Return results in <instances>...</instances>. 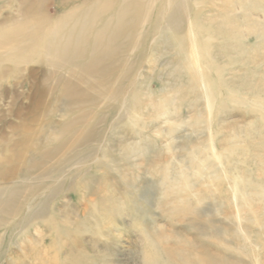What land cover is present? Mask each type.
Wrapping results in <instances>:
<instances>
[{"label": "rangeland", "instance_id": "374dc122", "mask_svg": "<svg viewBox=\"0 0 264 264\" xmlns=\"http://www.w3.org/2000/svg\"><path fill=\"white\" fill-rule=\"evenodd\" d=\"M94 1L0 0V264H264V0Z\"/></svg>", "mask_w": 264, "mask_h": 264}, {"label": "bare ground", "instance_id": "6f19581e", "mask_svg": "<svg viewBox=\"0 0 264 264\" xmlns=\"http://www.w3.org/2000/svg\"><path fill=\"white\" fill-rule=\"evenodd\" d=\"M99 1L100 0H95L93 3H92V5L90 6V8L87 10V12H85V14H83L82 16H84L83 17V19L85 20V22H84V24L82 25V27H81V29H80V31L83 33L84 31H83V29L85 28V23H87V22H89V21H87V19H86V17H88V16H90L91 18H90V20L92 19L93 20V25H95L96 23H98V22H101L102 20H103V18H102V16H101V14L105 11V14L108 12V11H110L111 9H113V6H107L106 8L104 7V6H100V3H99ZM101 1H103V0H101ZM126 0H123V2H125ZM73 3V2H72ZM88 3V2H87ZM38 6V5H37ZM69 7V6H68ZM180 9V8H179ZM123 9H120L115 15H111L110 17H108L105 21H107L108 20V22H105V23H103V24H105V27H108V26H110V23H111V20H112V18L111 17H113L114 16V18L115 17H117V21L120 23V18H121V16L123 15ZM146 11V10H145ZM84 12V11H83ZM146 12H148V11H146ZM135 16V15H134ZM150 15H148V17H149ZM60 17V16H59ZM59 19V18H58ZM150 20V19H149ZM87 21V22H86ZM95 23V24H94ZM92 25V26H93ZM75 26V25H74ZM92 28V27H91ZM90 28V29H91ZM152 28H154V27H152ZM56 30H58L57 28H55L53 31H55L56 32ZM99 30L100 29H98L97 30V32L98 33H96V36H94L93 37V39H92V42L91 43H93L94 44V46L95 45H97V44H100V40L102 39V37H103V30L101 31L100 30V34H99ZM154 30V29H153ZM157 30V29H156ZM167 30V29H166ZM96 32V31H95ZM72 32L70 31L69 32V34H71ZM48 34V33H47ZM69 36V35H68ZM123 36V35H122ZM22 37H24V36H22ZM117 37V36H116ZM125 37V36H124ZM115 39V38H114ZM118 39V38H117ZM81 41V40H80ZM85 41V40H84ZM63 43V42H62ZM19 44V43H18ZM84 44V43H83ZM34 45V44H33ZM15 46H17V44L15 45ZM19 46V45H18ZM32 46V45H31ZM46 46H48L49 47V43H47L46 42ZM45 46V47H46ZM133 46V45H132ZM33 47V46H32ZM37 47V46H36ZM52 47V46H51ZM50 47V48H51ZM57 47V46H56ZM134 47V46H133ZM26 49V48H25ZM35 49V48H34ZM57 49V48H56ZM51 50V49H50ZM38 52V51H37ZM48 50H47V47H46V54H45V56H46V58L48 57ZM94 53V52H93ZM28 54V53H27ZM62 54V53H61ZM121 55V54H120ZM64 56V55H63ZM59 57V56H58ZM77 57V56H76ZM92 57H94V56H92ZM122 57V56H121ZM32 58V57H31ZM94 60V59H93ZM106 60V59H105ZM129 60V59H128ZM64 61V60H63ZM116 61V60H115ZM23 62V61H22ZM65 62V61H64ZM19 63V62H18ZM55 63V62H54ZM49 64H50V62H49ZM108 64V63H107ZM112 64V63H111ZM79 65H81V64H79ZM116 65V64H115ZM52 66H55V65H52ZM109 67H110V65H108ZM126 66V65H125ZM64 67V66H63ZM116 67V66H115ZM56 68V67H55ZM91 68V67H90ZM129 68V67H128ZM53 69V68H52ZM117 69V68H116ZM119 69V68H118ZM123 70V69H122ZM70 71V70H69ZM121 72V71H120ZM88 73V72H87ZM91 73V72H90ZM208 74V73H207ZM95 75V74H94ZM96 76V75H95ZM55 80V79H54ZM59 81V80H58ZM54 84V83H53ZM56 84V83H55ZM129 88V87H128ZM64 89V88H63ZM232 101V100H231ZM139 109V108H138ZM1 222V221H0ZM264 224V223H263ZM204 260V259H203ZM209 260V259H208ZM197 261H199L197 264H201V261H200V259L198 258V260ZM210 264H212V263H210Z\"/></svg>", "mask_w": 264, "mask_h": 264}]
</instances>
